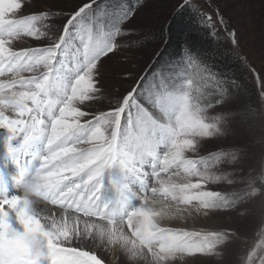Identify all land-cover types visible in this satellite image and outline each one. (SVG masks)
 Segmentation results:
<instances>
[{"label":"snow or ice","instance_id":"1","mask_svg":"<svg viewBox=\"0 0 264 264\" xmlns=\"http://www.w3.org/2000/svg\"><path fill=\"white\" fill-rule=\"evenodd\" d=\"M24 7L0 0V264H264V215L254 245L239 228L163 223L221 209L246 221L245 201L257 196L244 142L202 153L206 142L227 141L243 114L190 28L178 53L154 51L130 88L108 98L103 65L139 9L88 0L57 20L50 9L21 15ZM193 7L180 0L174 14ZM113 12L118 22L106 31ZM26 37L39 46L16 44ZM229 37L238 48L235 28ZM261 136L264 151V126Z\"/></svg>","mask_w":264,"mask_h":264},{"label":"rangeland","instance_id":"2","mask_svg":"<svg viewBox=\"0 0 264 264\" xmlns=\"http://www.w3.org/2000/svg\"><path fill=\"white\" fill-rule=\"evenodd\" d=\"M111 1V0H110ZM119 4L114 5L109 2L110 7L119 10L121 0H115ZM160 0L156 2H130L123 0L124 7L138 8L135 19L124 29V34L116 37L119 44L115 54H110L111 59L103 65L104 89L108 98L124 92L133 84L134 78H138L141 70L147 67L148 57L156 50L157 44L149 40L148 43H141L142 39L150 37L152 32L160 24L168 12L180 1ZM88 2V0H22L25 7L21 15H28L40 9H50L61 15L56 19L60 20L62 14L72 11L77 5ZM194 6V12L209 33L215 40L226 43V50L236 58H239L246 70L248 78L251 80V90L246 93L241 90L240 95L243 99L234 98V104L242 112V120L233 132V135L227 140L212 141L202 145V153L207 155L208 151L218 150L217 144L244 142L248 147V157L244 165L247 175L255 177L257 196L250 201H245L248 208V219L241 220L236 214H228L226 210H209L207 214H200L192 221L186 222V228L189 230H219L223 228H239L245 234L244 239L253 245L259 243L260 237L258 221L261 215H264V151L261 148V128L264 126V98L261 97L260 77H264V0H190ZM219 15L223 16L225 24L219 22ZM205 14V15H201ZM119 13H111L106 17V31H111L117 24ZM210 16L215 21V28L207 23V17ZM235 28L239 36V47L232 44L229 37V31ZM150 39V38H149ZM18 46L37 47L39 42L24 38L17 40ZM155 45V46H153ZM229 49V50H228ZM193 78L199 80L193 70ZM222 80V79H221ZM224 85V84H223ZM229 92V91H228ZM244 94V95H243ZM243 101V103H242ZM107 104V100L104 101ZM101 105H96L100 107ZM255 129V135L250 130ZM231 169H229L230 171ZM210 191H233V188L227 183H210L207 185ZM238 245L229 246L226 259L230 262L235 259L238 253ZM215 257H198L195 264H216Z\"/></svg>","mask_w":264,"mask_h":264},{"label":"trees","instance_id":"3","mask_svg":"<svg viewBox=\"0 0 264 264\" xmlns=\"http://www.w3.org/2000/svg\"><path fill=\"white\" fill-rule=\"evenodd\" d=\"M134 1L143 4V2H156L160 0H127L126 3L129 4ZM174 1L176 0L171 1L172 4ZM109 2L114 5L119 4L115 0H109ZM177 4L173 7L172 12L169 11L163 21L157 25L150 37L142 39L140 42L148 43L149 40L154 41L155 45H158L157 48H161L160 50H162V59L167 58L173 53H178L186 30L190 28L192 44L195 49L207 58L208 67L213 72L221 74L220 78L222 80H226V83L223 85L224 89L234 94V98L239 100L243 99L240 94L243 92L246 93L247 89L250 88L251 90L252 87L251 80L248 78V70L245 69L239 58H236L229 51L227 52L226 43L215 40L210 35L209 30L200 24V20L197 18L193 8L185 9L174 14ZM166 23H168L167 44L164 43L167 39V34L161 35V28ZM242 89L243 91L241 93Z\"/></svg>","mask_w":264,"mask_h":264},{"label":"bare ground","instance_id":"4","mask_svg":"<svg viewBox=\"0 0 264 264\" xmlns=\"http://www.w3.org/2000/svg\"><path fill=\"white\" fill-rule=\"evenodd\" d=\"M20 2L22 3V0H20ZM204 213V211L201 210V212L199 213H196V212H193L192 215L190 216H187L185 218H182V219H179V218H175V217H172V218H169V219H165L163 221V223L166 225V226H179V227H185L186 225V222H190L192 221L193 218H198L200 214ZM91 243V242H89Z\"/></svg>","mask_w":264,"mask_h":264}]
</instances>
